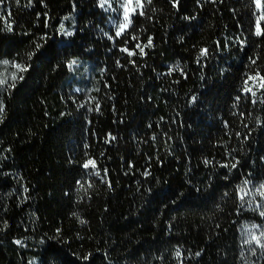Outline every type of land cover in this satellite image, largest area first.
Segmentation results:
<instances>
[{"label": "trees", "instance_id": "obj_1", "mask_svg": "<svg viewBox=\"0 0 264 264\" xmlns=\"http://www.w3.org/2000/svg\"><path fill=\"white\" fill-rule=\"evenodd\" d=\"M122 2H0V78L4 60L24 77L0 87V264H264L243 244L245 225L264 224L247 207L264 182V89L243 91L264 75V6L142 0L125 40ZM72 60L97 70L91 86L88 71L73 81Z\"/></svg>", "mask_w": 264, "mask_h": 264}, {"label": "snow or ice", "instance_id": "obj_2", "mask_svg": "<svg viewBox=\"0 0 264 264\" xmlns=\"http://www.w3.org/2000/svg\"><path fill=\"white\" fill-rule=\"evenodd\" d=\"M0 2H2V0H0ZM135 2V6L136 7H132L133 5V0H123V2L121 3L120 7L123 9V20L122 22H120L117 26H116V31H115V37L119 38V37H124L125 40L127 38V36L131 35V32L128 31V29L132 26V16L134 15H145V12L142 10V0H134ZM199 2V0H198ZM212 3H216L217 0H211ZM17 3H19V0H17ZM148 3H151V0H148ZM254 3L256 5L257 9H261L262 6V0H254ZM29 5H31V0H29ZM99 7L103 8L105 11L108 10H112V11H117V9H113L112 8V0H99ZM137 8H140L141 10L139 12H137ZM65 19H67V17H65ZM264 19V15H261L256 22V29L254 32V35L256 37H264V30L261 29L260 27V20ZM113 23L115 24L116 21L113 20ZM60 30L62 32V34L66 35V36H73L75 33L74 31H69L66 30L64 28L63 23H61L60 25ZM135 29L133 28V31ZM7 31L11 32L13 31L12 25L8 24L7 26ZM108 35V34H106ZM108 39L109 40H114V37L112 35H108ZM133 40H138L139 37L138 36H132ZM238 42L240 43V45L243 47L246 43L245 40H238ZM42 45L37 44L36 48L37 50L41 47ZM136 49L139 50V54L140 55H145V48H151L153 47V40L151 37L148 38L147 43L143 46H141L139 43L136 44ZM121 52H124L127 54L128 57H133L137 55V52L134 50H130L128 47H123L120 49ZM31 55H29V59L31 58ZM208 55V49L206 48H202L200 49L199 52V57L197 58V62L199 63L201 58H204ZM3 64L7 65L10 62L7 60H4L2 62ZM118 66L123 67V65L119 64V61L116 62ZM130 63L135 65V61H130ZM251 63L255 64L256 60L252 59ZM77 64L76 60H72L69 64H68V68L72 69L73 65ZM13 67H15L19 73H23L26 72L28 70L26 65L23 64H13ZM103 71V70H102ZM171 71V69H170ZM23 80L24 77L23 75H17V72H13L11 75V80L12 83H9L6 79L0 78V87L7 89V88H15L16 84L15 81L17 80ZM261 81V83L259 84V87L264 89V75H261V73L259 71H257L254 75H250L247 77V79L245 80V87L243 89V91L245 93H251V95L253 97L256 96V92L252 90V88L247 87L248 81ZM79 91V89L77 90ZM240 97H237V100H239ZM193 102H195L196 97H192ZM255 104V100L252 101ZM93 109L88 108V111H92ZM97 111H99V108L97 107L96 109ZM5 112V105L3 103L2 98H0V119L3 118V114ZM227 126V125H226ZM111 139L115 140L116 137H112ZM85 147H87V145H85ZM204 163L207 165L209 163V161L206 159L204 161ZM238 163V162H237ZM91 166L92 169H97V165L96 162L92 159L87 160L82 167L84 169H88ZM221 167H228L227 164H222ZM232 168L236 167V163H233L231 165ZM95 175L96 176H100V171L97 169L95 171ZM105 177L107 176V170H105ZM145 176L150 175V172H145L144 173ZM77 183H80L79 181ZM250 184L249 180H245L243 182V186L239 189L240 192L243 193V195H240L239 199H240V208H244L245 206V196L247 195L249 189H248V185ZM91 187V185H89ZM110 182H109V187H110ZM25 191H27V189H25ZM259 196L260 200L258 202H255V207H253V203L256 200V197ZM247 207L249 210L258 212L259 216L264 218V182H260L258 184V186H254V189L252 190V199L247 201ZM74 216H77V218H79L77 213H73ZM81 224L86 223V221L84 220H80ZM258 233V234H257ZM245 234H246V239H244L243 244L244 245H248L249 246V250L251 251L252 255H256V250L257 248L261 250V254L264 255V224H256L253 223L251 225V227H249L248 225H245ZM17 244H20L21 242L19 240L16 241ZM255 245V247H252V245ZM89 255L90 254H86L83 257H81V259L87 261L89 259ZM195 255L199 256L200 253L197 252ZM243 255V253H242ZM176 256L180 257L181 256V252L179 249H177L176 251Z\"/></svg>", "mask_w": 264, "mask_h": 264}, {"label": "rangeland", "instance_id": "obj_3", "mask_svg": "<svg viewBox=\"0 0 264 264\" xmlns=\"http://www.w3.org/2000/svg\"><path fill=\"white\" fill-rule=\"evenodd\" d=\"M132 7H136L135 6V2L133 0V5ZM139 10V8H137V11ZM262 10V8L260 9ZM133 18V16H132ZM123 20V12H122V19H121V22ZM14 68H12L9 64L7 65V71H8V76L7 78H5L6 80H11V75L12 73L14 72ZM85 71H88L89 75H90V86L91 84L93 83V81L95 80V77H96V73H97V70H95L94 68L92 67H88L86 65H83V64H75L73 65L72 67V72H73V76H72V79L73 81L77 82L78 84H81V79H82V75ZM80 89V88H79Z\"/></svg>", "mask_w": 264, "mask_h": 264}]
</instances>
